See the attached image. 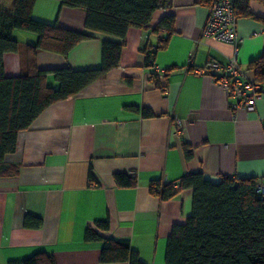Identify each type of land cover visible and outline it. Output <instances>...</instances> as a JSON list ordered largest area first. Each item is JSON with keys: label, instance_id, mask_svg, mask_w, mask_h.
Masks as SVG:
<instances>
[{"label": "crops", "instance_id": "crops-1", "mask_svg": "<svg viewBox=\"0 0 264 264\" xmlns=\"http://www.w3.org/2000/svg\"><path fill=\"white\" fill-rule=\"evenodd\" d=\"M211 2L169 0L146 29L131 28L120 40L85 30L81 9L35 0L33 20L93 36L65 58L38 50L39 70H96L104 41L124 46L118 66L103 79L53 104L17 134L15 152L0 165V264L39 253L54 264H102L101 239L127 242L144 264H165L173 227L191 214V190L178 191L183 177L264 181V97L254 112H232L223 92L194 73L209 59L224 65L235 58L247 79L264 88L250 69L264 54V0H237L236 46L203 37ZM4 7L11 11L12 3ZM166 17L173 20L171 33L154 32ZM12 39L37 44L30 32L15 30ZM149 61L165 70L162 79L153 76ZM2 69L5 78L19 77V56L4 54ZM46 84L54 86L52 76ZM142 110L155 117H143ZM116 175L134 178L135 185L119 187ZM156 181L178 192L163 201L150 192ZM27 215L40 226L26 227ZM104 222L108 229L97 230ZM89 228L100 240L85 238Z\"/></svg>", "mask_w": 264, "mask_h": 264}, {"label": "trees", "instance_id": "trees-1", "mask_svg": "<svg viewBox=\"0 0 264 264\" xmlns=\"http://www.w3.org/2000/svg\"><path fill=\"white\" fill-rule=\"evenodd\" d=\"M62 7L85 12V30L124 40L131 28L146 29L152 15L166 7L169 0H58ZM12 3L11 11L4 6ZM237 2V0H236ZM35 0H4L0 5V165L5 156L15 152L17 134L28 130L37 117L58 102L77 96L87 86L115 69L124 43L104 41L101 65L96 70L72 71L69 68L39 70L35 56L38 50L66 57L80 42L92 35L61 29L31 18ZM173 20L163 18L154 32L171 33ZM15 30L37 36L36 46H26L12 39ZM6 53L19 56V77L3 76L2 59ZM149 58H147L148 60ZM256 82L264 85V54L251 63ZM52 76L54 86L46 84ZM145 118L155 117L142 110ZM119 187L135 185V179L116 175ZM256 179L233 181L224 177L218 183L206 180L201 173L189 174L179 182V189L191 190V214L183 225L174 226L167 241L165 264H264V198L257 190ZM172 184L160 181L150 186L152 195L163 201L178 192ZM40 220L26 216V227L38 228ZM97 230H107V223L96 224ZM87 240H100L96 230L87 229ZM99 262L144 264L125 241L105 240ZM10 264H54L52 256L35 254L21 262Z\"/></svg>", "mask_w": 264, "mask_h": 264}, {"label": "built area", "instance_id": "built-area-1", "mask_svg": "<svg viewBox=\"0 0 264 264\" xmlns=\"http://www.w3.org/2000/svg\"><path fill=\"white\" fill-rule=\"evenodd\" d=\"M235 5L236 0H212L202 29L203 37L236 46L241 39L237 32L238 14ZM148 64L157 80L164 77L165 70L151 61ZM194 73L207 77L223 92L232 112H254L257 103L264 97L263 86L248 80L235 58L224 65L209 59L202 69L195 70ZM173 128L176 134L181 133L178 120L174 121ZM256 190L264 198L263 180L257 182Z\"/></svg>", "mask_w": 264, "mask_h": 264}]
</instances>
